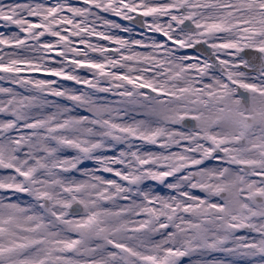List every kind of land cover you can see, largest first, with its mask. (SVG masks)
<instances>
[{
    "label": "snow or ice",
    "instance_id": "snow-or-ice-1",
    "mask_svg": "<svg viewBox=\"0 0 264 264\" xmlns=\"http://www.w3.org/2000/svg\"><path fill=\"white\" fill-rule=\"evenodd\" d=\"M0 29V264H264V0H0Z\"/></svg>",
    "mask_w": 264,
    "mask_h": 264
},
{
    "label": "rangeland",
    "instance_id": "rangeland-1",
    "mask_svg": "<svg viewBox=\"0 0 264 264\" xmlns=\"http://www.w3.org/2000/svg\"><path fill=\"white\" fill-rule=\"evenodd\" d=\"M0 30H2V29H0ZM35 75H37V76H42V74H39V73H38V74H35ZM68 83L70 84L71 82H68Z\"/></svg>",
    "mask_w": 264,
    "mask_h": 264
}]
</instances>
